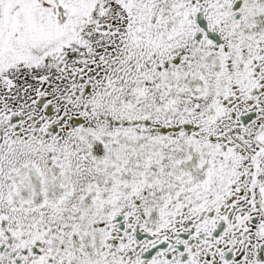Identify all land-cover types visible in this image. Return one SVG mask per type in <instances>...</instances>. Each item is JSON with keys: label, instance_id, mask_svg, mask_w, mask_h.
Wrapping results in <instances>:
<instances>
[{"label": "snow or ice", "instance_id": "6c2138e0", "mask_svg": "<svg viewBox=\"0 0 264 264\" xmlns=\"http://www.w3.org/2000/svg\"><path fill=\"white\" fill-rule=\"evenodd\" d=\"M0 264H264V0H0Z\"/></svg>", "mask_w": 264, "mask_h": 264}]
</instances>
